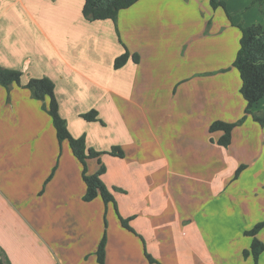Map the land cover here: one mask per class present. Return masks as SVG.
Listing matches in <instances>:
<instances>
[{"label":"crops","instance_id":"0c3cea01","mask_svg":"<svg viewBox=\"0 0 264 264\" xmlns=\"http://www.w3.org/2000/svg\"><path fill=\"white\" fill-rule=\"evenodd\" d=\"M83 2L0 0V65L22 71L24 84L42 77L44 71L32 68V62L48 55L44 76L55 83L70 133L84 135L97 151L113 146L123 151L122 157L101 155L102 180L137 234L119 224L110 214L111 203L105 205L100 196L84 201L85 184L80 193H67L74 203L69 219L56 216L59 211L51 210L44 192L39 199L50 209L28 202L25 208L41 212L34 218L45 224L37 231L42 249L36 254L47 259L33 264H99L96 249L104 231L105 264H253L251 254H242L252 240L244 231L264 219V145H259L264 125L248 114L233 128L227 146L217 142L223 131L209 130L214 120L235 122L244 115L241 79L232 65L239 24L222 13L218 22L206 21L203 0H137L117 15L126 46L113 34L111 19L83 17ZM200 20L201 29L191 35L192 22ZM100 23L104 31L94 35ZM126 49L137 60L130 57L115 68L114 59ZM4 89L0 85V92ZM10 89L13 100L25 94L26 102L38 103L19 85ZM256 104L253 109L264 112V104ZM90 109L97 110L99 120L80 116ZM108 130L114 131L111 139L102 135ZM91 159L96 158L88 159L87 167L90 162L89 172H94L99 164ZM159 173L167 176L163 189ZM3 207L11 229L0 227L5 254L0 258L6 264H31L30 238L35 236L28 230L25 238L18 227L24 228L29 216ZM256 236L264 242V227ZM257 264H264V250Z\"/></svg>","mask_w":264,"mask_h":264},{"label":"rangeland","instance_id":"374dc122","mask_svg":"<svg viewBox=\"0 0 264 264\" xmlns=\"http://www.w3.org/2000/svg\"><path fill=\"white\" fill-rule=\"evenodd\" d=\"M217 1L222 2L224 6L218 5L216 7H213L210 3V0H203L204 5L202 6V10L206 11V21L209 20L210 22V20L215 21L216 19V22H218V18L223 15L227 18L232 17L236 21V23L241 25L242 23L251 20L252 22H250V24H261L263 27L264 0ZM178 2L179 0H177L176 4ZM184 2L185 0H183L181 4H183ZM201 2L202 0H199V3ZM192 3L193 1H191V4ZM208 10L211 13H208ZM200 15H202V13H200ZM117 21L118 16L115 21L111 20V23H114L115 26L113 34L115 35V37H120L117 27ZM124 21H126V19ZM258 21L262 22L260 23ZM201 24V20L199 22H192V25L190 27L191 35L198 33V31L201 29ZM95 27H99L101 30H96L97 28ZM95 27H93L94 35H98V33L104 31V29H102L104 28L102 26V23H100L99 25H95ZM188 32L189 29L184 34V36H187ZM89 33H93V31L88 29L87 34ZM120 39L121 37L119 38V40ZM53 40L54 38L51 37V42ZM121 41L126 45L123 38L121 39ZM50 51L51 50L49 48L48 54L50 53ZM47 57V54L42 53L39 61L32 62V68L37 67L40 70L46 72L45 67L47 65V61L49 60V58L47 59ZM44 72H42V76H44ZM19 86L28 90L21 85ZM21 96L23 97L25 96V94H18L17 100L15 98L13 100L11 89H4L0 92V227L3 228L7 226L8 229H11L10 221L5 220V209L3 207L4 205H6V211L8 212V208L11 207L15 213L19 212L21 214L25 212V214L29 216L28 218L30 220H25V227L23 228L21 225L18 227L24 231L25 238L28 230H31V232L35 236L30 238L31 246L29 251L30 253H28V255L30 254V263L33 264L34 261L35 263H39L47 259V255L39 258L36 254L42 249L37 248V231L39 229H44L45 224L43 222L44 220L42 222H37L39 219H35L37 218L35 216L40 217L41 212L37 213L32 209H30V211H26L25 208L28 207L27 202L29 203V207L32 208H36L39 205H44L45 203H47V201L45 199L40 200L39 196L46 192L51 210L53 212L55 211V209L56 211H59L56 216L61 215L69 219V215L74 213V210L72 209L74 203L73 200L67 198V193H69L70 189L74 194L80 193L82 191V185H84V182L81 177L82 166L72 155L67 140H58L55 128L52 125L49 114L43 107L42 101H37V99L32 97L30 91L28 98L34 100V102L37 101L38 103L29 104ZM258 103L256 104V106L258 105V107H260L264 104V99L261 98ZM33 104H36V107L33 106ZM102 135H108V137L111 139L114 136V131L108 130ZM117 138L118 137H116L115 139ZM259 145H264V136L261 139ZM256 159H258L257 156L253 158L254 161ZM91 160H94L95 163H97L96 159ZM161 165V163H158L159 168H161ZM91 166L92 165H90L89 162L87 172H96L97 170L94 172H89V168ZM240 166L244 167L245 165L242 164ZM166 180L167 176H163L161 173H159L158 182L163 183L162 189L166 184H168ZM159 187L161 189L160 185ZM53 190L54 193L52 192ZM83 192H85V190H83ZM260 194L263 195L264 193L260 191ZM52 198L53 203L57 202L58 205H55L51 202ZM109 203H111L110 214H114L115 218L119 221L120 224L121 222L119 220L113 202ZM45 205L43 207L49 208L48 204L46 206ZM70 225L68 227V230L70 228ZM112 229L113 224H111L110 230L112 231ZM125 229L127 230V232L131 231L133 233H136L134 229V231L129 230L128 228ZM239 239H241V237H239ZM27 242H29V238H27ZM0 253H2V257L4 258L5 254L1 251ZM242 255L243 257H246L244 253ZM183 259H187V256H183ZM243 259L246 260V258Z\"/></svg>","mask_w":264,"mask_h":264},{"label":"trees","instance_id":"16d2710c","mask_svg":"<svg viewBox=\"0 0 264 264\" xmlns=\"http://www.w3.org/2000/svg\"><path fill=\"white\" fill-rule=\"evenodd\" d=\"M137 0H84L82 6L83 16L89 20L117 19L118 12L121 9L133 5ZM213 7L218 5L224 6L222 2L210 0ZM241 35L239 38V47L232 62V65L237 69L241 79L240 93L244 98L246 105L244 115L235 122H226L222 120H214L210 126V131L221 130L222 135L218 139V144L227 146L231 142V134L233 128L239 124L248 114L259 124L264 125V112H257L253 109L254 105L264 97V28L261 24H250L243 26L238 25ZM137 60V54H131L127 49L114 59V67H121L129 58ZM22 71L14 68H8L0 65V85L6 90H9L13 84L21 85L27 88L32 97L42 101L44 109L51 117L52 124L55 128L56 136L59 141L67 140L72 154L82 166L81 177L85 184V192L82 196L84 201H90L97 196H100L105 205L113 202L117 211L121 225L129 230L133 228L129 225L130 217H122L115 205L114 195L111 189L102 180V175L105 172V166L101 161V155L108 153L119 157L123 156V151L118 146H113L109 151H97L89 147L86 143L84 135L73 136L64 117L59 112V102L55 94V83L48 76L31 77L24 84L21 83ZM87 121L99 120L96 109H90L87 112L80 114ZM96 158L98 160V169L94 173L87 172L86 160ZM243 166H240L235 175H238ZM115 189V188H114ZM106 226V219L104 220ZM264 227V219L256 222L251 228L244 231L245 234L252 237L250 247L244 250V254H251L253 264H257L258 257L264 250V242L256 235L258 231ZM105 245L106 232L98 243L96 249V258L99 264H105ZM146 257L150 262L156 260L147 252ZM0 264H6L0 258Z\"/></svg>","mask_w":264,"mask_h":264}]
</instances>
